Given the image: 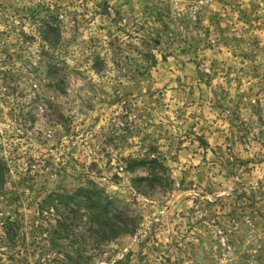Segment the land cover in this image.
Segmentation results:
<instances>
[{
	"label": "rangeland",
	"instance_id": "obj_1",
	"mask_svg": "<svg viewBox=\"0 0 264 264\" xmlns=\"http://www.w3.org/2000/svg\"><path fill=\"white\" fill-rule=\"evenodd\" d=\"M0 158V264H264V0H0ZM91 183L127 232H54Z\"/></svg>",
	"mask_w": 264,
	"mask_h": 264
},
{
	"label": "trees",
	"instance_id": "obj_2",
	"mask_svg": "<svg viewBox=\"0 0 264 264\" xmlns=\"http://www.w3.org/2000/svg\"><path fill=\"white\" fill-rule=\"evenodd\" d=\"M43 26L41 28V38L49 46H55L60 39V29L56 24V15L47 12L44 16ZM147 61L149 60L150 67H154L157 62L155 56L149 52L145 53ZM5 168L6 164L0 158V190L5 182ZM90 184V183H89ZM92 186V187H91ZM91 186L85 185L83 188L79 187L73 193L64 191L51 193L47 199L49 201L46 210H52L57 215L55 222V231L58 233L67 232L62 229L65 224L69 223L67 215L78 214V211H85L88 215L91 233L96 236L101 235L102 243L110 238H116L127 232L128 225L125 224V217L121 212H113L108 209V200L103 197L102 192ZM42 210V209H41ZM70 220V218H69ZM17 222H5L1 225L4 231V241L6 249L14 251L16 247L17 238ZM97 241V243L100 242Z\"/></svg>",
	"mask_w": 264,
	"mask_h": 264
}]
</instances>
